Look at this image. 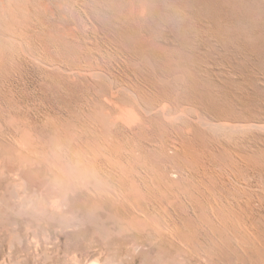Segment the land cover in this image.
<instances>
[{"label": "rangeland", "instance_id": "rangeland-1", "mask_svg": "<svg viewBox=\"0 0 264 264\" xmlns=\"http://www.w3.org/2000/svg\"><path fill=\"white\" fill-rule=\"evenodd\" d=\"M8 1L19 7L17 8L19 11L21 10L23 16L18 13L19 19L22 17L24 20L28 19L26 28L30 31L27 30V34L29 41L33 39L30 44L34 46L29 45V52L37 48L35 51H39L38 54L43 55L44 51L48 53L46 55L51 60L57 61L61 56L67 61L70 54L72 57V51H69L71 47L59 38L65 31L60 35L59 32L63 28L67 31L73 27L81 31L87 20L91 22L94 20L112 30L119 27L116 32L121 34L126 30L128 34L123 33L124 36L127 34L130 37L132 34L134 39L152 38L151 36L156 34L157 37L154 35L153 37L157 41L159 38L160 41L152 39L156 41L154 43L157 53L162 47L165 48V53L170 54V57L166 54V59L169 58L170 63L176 67L179 66L181 70L183 68L182 71L185 73L182 80L173 87L185 86L178 89V86L172 88L178 90L183 96L182 99L187 100L188 103L198 107L205 103V106L202 104L201 111L205 109L203 113H206L205 117L210 125H224L225 129L221 133L210 129L196 143L204 146L208 155H211L208 157L207 166H210L212 171H193L195 173L188 171L189 174H184L186 171H138V173L142 172L141 175L146 173L145 176L148 175V178L153 177L154 182L158 184L162 181L159 184L161 190H158L163 194V197L160 196L159 207H149L148 203L145 207V209L148 208L146 213V210H143L145 204L140 208L136 205L132 215L121 218L115 214L109 215L107 212L99 213L100 211L90 208L81 195L62 194L59 186L51 181L47 171H31L27 158L32 147V140H35L37 135L40 140L53 141V120L61 119L63 109L66 110L63 111V115H67V111H73L72 108L79 102L78 96L82 93L80 89H83V85H70L66 80L58 78L59 76L55 73H51L49 77L42 76L33 64L25 63L22 66L18 62L9 75L11 79H7L9 76L2 79L7 82L3 81L5 83L2 85L5 86L0 91L2 100H0V142L3 140V144L0 143V264H91L92 262L98 264H249L253 258L255 259L257 253L258 255L263 253L262 257H256L257 260L263 259L264 0H64V3L62 0H23L24 3L22 0ZM67 13L69 16L66 15ZM53 16L60 17L53 18ZM112 18L115 20L113 21ZM106 23L113 24L115 27L105 25ZM159 42L161 45L158 44ZM33 48L35 49L31 50ZM163 55H160L161 58ZM188 75H192L193 79L191 77L189 79ZM200 77L204 78L201 80ZM198 94H200L199 99ZM203 97L206 100H200ZM170 123L171 126H168ZM170 123H162L165 125L162 127L163 132L165 131V134L162 133V138L168 144L174 140L177 141L181 133L178 128L187 126L186 120H174ZM178 124L180 127L177 128ZM167 126L169 130L166 129ZM231 127L236 130H231ZM171 129L176 130L170 131ZM197 131L198 129L194 133L197 134ZM170 134L174 135V138ZM81 175L83 181L90 182V185L94 184L95 178L92 174L82 173ZM186 175L190 180L194 177L192 180L196 181L192 183L185 178ZM166 178L172 179L173 191L165 184ZM209 190L213 192L211 191L210 194ZM243 208H246L245 211L248 210L246 216ZM228 210L231 211L228 212ZM235 210L236 213L238 211L242 213V216H245L244 220L246 219L245 224L241 221L243 223L239 229L234 228L236 225L230 213L233 211L232 215H235ZM228 214L232 221L229 220ZM242 216L240 215L241 220H243ZM222 217L227 218L226 223ZM133 218L135 221L131 222ZM184 225L187 229L183 228ZM252 227L255 228L252 229ZM244 230L248 234L250 231V234H245ZM251 231L253 234L258 233L255 236L251 234ZM251 235L256 239L253 240ZM243 243L246 249L241 247ZM256 243L258 246L262 244L258 247ZM251 249L256 251L255 255L254 252L250 254L248 250L251 251ZM247 255L255 257L250 259L251 256ZM245 256L248 261L250 260L249 262ZM261 260L259 262L264 264Z\"/></svg>", "mask_w": 264, "mask_h": 264}, {"label": "bare ground", "instance_id": "bare-ground-1", "mask_svg": "<svg viewBox=\"0 0 264 264\" xmlns=\"http://www.w3.org/2000/svg\"><path fill=\"white\" fill-rule=\"evenodd\" d=\"M24 1H23V3H24ZM62 2L64 3V0H62ZM87 5H89V4H87ZM81 7H82V5H81ZM89 7H91V6L89 5ZM17 8L19 9V7H16V5H14L13 3H10L8 0H0V91H1V88H3V86H5V85H2L3 81H6V80L2 81V79H4L5 76L8 77L10 75V73L13 71L15 65H17L18 62H20V65H22V66L25 63L26 64L29 63V65L33 64V66H35L39 70V72L42 74V76L45 75V77L46 76L49 77V75L51 73L52 74L55 73L59 76L58 78L66 80L67 82H69L70 85L71 84L72 85L80 84V86H81V84L83 85V89L80 87L81 88L80 90L82 93L80 96H78V97H80V99L77 98V99H79V102L77 103V105L74 108H72L73 111H71L70 109H67V110H70L71 112L67 111L66 112L67 115H63V111L65 110V109H63L61 115L57 114V115L61 116V119L60 120H57V119L53 120V125H52L53 141L48 142V141H51L48 139H47L48 141H46V140L43 141V140H40L39 138H37L38 135L37 136L35 135L36 139L32 140L33 142L31 144L32 145L31 150L27 154L28 161L30 162V165H31V171H47L51 177V181H53V183L55 185L57 184V186H59L58 187L60 189L59 191L62 194H64V195L73 194L74 196H76L75 194L81 195V198H83L85 203L90 208H92L96 211L98 210V212L100 211L99 213H101V211L104 213L107 212L109 215L115 214L116 216H119L121 218L123 216L127 217V216L132 215L133 211L135 210L134 207L136 205L140 208L142 205L145 204L143 206L144 207L143 210H146V213L148 211L147 210L148 208L145 209V207L148 205V203L150 205L149 207H151V206L156 207V206H158V203L161 205L160 196L163 197L162 196L163 194H162V191H161V193H159V191L161 190L159 188V186H160L159 184L162 181H160V179H159L160 183L158 184L157 182H154V180L152 179L153 177L149 176L151 178H148V175H147V177L145 176L146 173L141 175L142 172L138 173V171H186L184 174H189V173H192L193 171H210L211 170L209 168L210 166H207L208 157H210L211 155L210 156L208 155V152L206 151L204 146H201L200 144H196V143H198V140H201V138H203L204 135L207 134L206 131L213 129L212 130L213 132L217 131L218 133H221L222 130L225 129V126L224 125L218 126V125H214V124L210 125V123L208 122V119L205 117L206 113H203L205 109H202L203 111H201V108H202L201 106L203 104L202 102H201L202 104L200 103L201 106L198 104L200 107V109H199L198 106H196L190 102L188 103V102H186L187 100L185 101L184 99H182L183 96H181L179 94L178 90L173 89V88L178 86L177 85V86L173 87V85H176V83L179 80H182L185 73L182 71L183 68L181 70L180 68H178L179 66L176 67V65L175 66L172 65V63H170L171 60L170 61L168 60L169 58L166 59L167 58L166 54H168L169 52L165 53V48H163L161 46L162 47L161 50H163L164 52L159 50L161 53L162 52L163 53L162 54H160V52L157 53V50H156L157 48L155 47V43H154V41L156 39L153 37L154 34L152 36L151 35L150 36L152 38H154L155 40L152 38H149V37H144V38L139 39L137 36L138 34L136 35L138 39H134L133 38L134 36L132 37V34L130 36L132 38L127 36L128 33L125 32L126 30L122 31L123 33H127V34H125L126 36H124L123 33L119 34L118 32H116L119 27L117 26L118 27L117 29L113 28L116 26V24L114 22H112V23H114L115 26H113V24L110 25V23L105 24V25L108 24L109 26H113L112 27L113 30H112V29L108 28V26H103V25H101V23H98L94 20H93V22H91V21H88L86 19L87 23H85V25L81 28V31H79L80 29L79 30L73 29L74 28L73 27V28H69V30H67V31L64 30V28H63V30L59 32V35H60L61 32L65 31L64 33H61V37H59V38H60V40L63 39L66 42V44H68L71 47L72 50L70 49L69 51H72V57L70 56L71 54L70 55L68 54L70 58L67 61L61 56L56 61V59L55 60L49 59L47 57L48 53L44 52L43 50H42L43 55L38 54L39 51H37L38 53L35 51L37 49L36 47H35L36 49L35 48L31 49V50L35 49L34 51H31V53L29 52V45H32V44H30V42H32L33 39L31 38V41H29V35L27 34V30L30 31L28 28H26L28 26V21H27L28 19H25V20L22 19L24 17L19 19L20 15L18 17V13H21V15H22V12H20L21 10L19 11ZM53 8H55V7H53ZM55 9H57V8H55ZM25 11H23V12H25ZM103 11H105V10H103ZM117 11H118V9H117ZM55 12H56V10H55ZM55 12H54V14H55ZM90 13H91V11H90ZM48 14H49V12H48ZM66 15H68V13ZM120 16L123 17V15H120ZM55 17L53 16V18H55ZM59 17H56V18H59ZM106 17H108V16H106ZM64 18H67V17H64ZM112 19H113V21L115 20L114 18H112ZM117 19L120 20V18H116V20ZM68 20H69V18H68ZM130 20H131V18H130ZM65 21H67V20H65ZM108 21H110V20H108ZM61 22H62V20H61ZM84 22H86V21H84ZM62 23H64V22H62ZM67 23H68V21H67ZM116 23H118V22H116ZM62 25H64V24H62ZM133 29H134V27H133ZM152 29H154V28H152ZM134 30H136V29H134ZM44 31H46V30H44ZM188 32H190V31H188ZM129 33H131V32L129 31ZM197 33H198V31H197ZM157 34H158V32H157ZM154 36H156V34ZM161 37H162V35H161ZM158 41H160L159 38H158ZM165 42H167V41H165ZM158 44L161 45L160 42ZM32 47H34V46L32 45ZM167 47H169V46H167ZM66 51H68V49ZM40 52H41V49H40ZM47 52H48V50H47ZM51 52H53V51H51ZM203 53H204V51H203ZM206 53H207V51H206ZM158 54H160V55L164 54L162 56L164 59L161 58V56ZM168 55L170 57V54H168ZM183 56H185V55H183ZM66 57H68V56H66ZM200 57H201V55H200ZM180 58H181V56H180ZM185 60H186V58H185ZM175 63L178 65L177 61H175ZM206 65H207V63H206ZM187 66H190V65H187ZM187 66H186V68H187ZM34 70H36V69L34 68ZM20 72H22V71H20ZM188 72H186V73H188ZM191 76L192 75H190V76L188 75V78ZM48 77H47V79H48ZM205 77H207V76H205ZM194 78H195V76H194ZM198 78H196V79H198ZM203 78L204 77H202V79ZM7 79H11L10 76ZM191 79H193V77H191ZM200 79H201V77H200ZM206 80H207V78H206ZM45 81H46V78H45ZM190 82H192V81H190ZM206 82H208V80ZM179 84L181 85V83H179ZM183 86H185V85H183ZM183 86H178L177 89L179 87L183 88ZM208 86H209V83H208ZM204 87H206V86L204 85ZM78 88H79V86H78ZM180 90L181 89H179V91ZM197 90H199V88ZM2 91H4V89ZM202 92H204V91H202ZM0 95H1V92H0ZM199 95L200 94H198V96H197L198 99H199ZM202 96H204V94ZM1 97H3V95ZM197 97H196V99H197ZM186 99H187V97H186ZM198 99H197V101H198ZM188 100L190 101L191 99H188ZM200 100L203 101L206 99H205V97H203V99H200ZM204 104H203V106H205ZM48 109H49V107H48ZM198 110H200V112ZM50 111H53V110H50ZM206 111H207V109H206ZM60 112H61V110H60ZM58 113H59V111H58ZM193 113H196V114L194 115ZM192 114H193V116H192ZM42 115L45 116L44 114H42ZM60 116H58V117H60ZM45 118H47V117H45ZM174 120H186L187 126L186 127L183 126V128L181 129L179 124H178V126L176 125L177 128L180 127L178 129L181 130V133L178 136L177 141L174 140V142H171L170 144H168L162 138V136H163L162 133L165 132V131L163 132V128H162L165 125H162V123L165 124V122H166V124H167V123L173 122ZM50 121L48 123H50ZM168 126H171V123ZM168 126L166 127V129H168ZM196 129H198L197 134L194 133V132H196ZM173 130L174 129H171L170 131H173ZM231 130L234 131L236 129L231 127ZM199 131H200V133H202L201 135H198V134H200V133H198ZM242 131L245 133L244 130H242ZM168 133H166V134L168 135ZM204 133H206V134H204ZM35 134H37V132ZM4 135H6V134H4ZM170 136H172V134H170ZM207 137H208V135H207ZM164 138L167 139L166 137H164ZM202 141H204V140H202ZM2 144H3V142H2ZM202 145H204V144H202ZM208 145H210V144L208 143ZM20 147L22 148V146H20ZM211 151L214 152L212 149H211ZM224 152H225V150H224ZM19 155H21V154H19ZM233 157L235 158V156H233ZM261 159H262V156H261ZM228 165H230V163H228ZM246 167H248V166H246ZM248 169H253V168H248ZM134 171H136V172H134ZM188 171H189V173H187ZM190 171H192V172H190ZM82 173L92 174V176L95 178L94 184L90 185V182L83 181L84 179L82 180V178H83L81 175ZM193 173H195V172H193ZM204 173H206V172H204ZM162 176H163V174H162ZM193 176H194V174H193ZM193 176H190V177L192 178ZM210 176H211V172H210ZM47 177H49V176H47ZM164 177H166V176L164 175ZM194 177L192 179H194ZM94 178H92V179H94ZM159 178H161L163 180L162 177H159ZM185 178L186 179L188 178L187 175ZM204 178H205V176H204ZM166 179H167L166 182H168V183H166L165 181L164 182L171 189L173 187V186H171L173 181H171L172 179L171 180L168 178H166ZM192 179L190 180L188 178V180L192 181V183L194 181H196V180H192ZM225 179H227V178H225ZM212 182H210V183H212ZM216 182H218V181H216ZM188 183L192 184L191 182H188ZM210 183H209V185H210ZM189 184H188V186H189ZM226 184L227 183H225V185ZM162 187L164 188V185ZM177 189L180 190L179 188H177ZM171 191H173V190L171 189ZM211 191H210V194H211ZM215 191H217V190H215ZM165 193H166V191H165ZM235 196H236V194H235ZM235 196H233V197H235ZM171 197H172V195H171ZM223 197H221V198H223ZM76 198H78V197H76ZM175 198H176V196H175ZM248 199H250V198L248 197ZM161 201H162V198H161ZM185 202L187 203V201H185ZM205 202H207V201H205ZM210 202L212 203V201H210ZM194 204L196 205V203H194ZM223 204H224V202H223ZM234 204H236V203H234ZM59 207H57V208H59ZM153 207L151 208V210L153 209ZM154 209H156V208H154ZM237 209H238V207H237ZM245 209L243 208L244 211H245ZM226 210H227V208H226ZM214 211H216V210H214ZM229 211H231V210H228V212ZM246 211H248V210H246ZM246 211L244 212L245 216H246ZM238 212L236 213V210H235V213H236L235 215H232L233 211L230 212L231 217L234 219V223L236 225V226L232 225V226H234V228L236 227L235 229H239V227L242 226L241 223L244 222L243 224H245V222H246V219L244 220V218H243L245 216H242L243 214L242 213L240 214V212L239 213ZM217 213H218V211H217ZM252 213L254 214V212H251V213L249 212V214H252ZM238 214H240L242 216L243 220H241V217ZM212 215H213V213H212ZM228 215H229L228 216L229 220L232 221V219H230V214H228ZM225 217H227V216H225ZM225 217H222V218L225 219ZM181 218H183V217H181ZM196 219H197V217H196ZM219 219L222 220L221 218H219ZM226 219L224 221L225 223H226ZM132 221H135L134 218H133V220H131V222ZM241 221H243V222H241ZM201 222H199L200 225H201ZM227 222H228V220H227ZM148 223L149 222H147V224ZM186 225L188 226V224H186ZM154 226L155 225H153V227ZM184 227H186V226L184 225L183 228ZM245 227L249 228L248 226H245ZM254 228L252 227V229H254ZM186 229H187V227H186ZM222 229L224 230V228H222ZM155 230H153V231H155ZM167 230H169V229H167ZM172 230L173 229H171V231ZM237 231H239V230H237ZM245 231L246 230H244L243 232L245 233ZM248 232L250 234V231H248ZM176 233H178V232H176ZM182 233H183V231H182ZM257 233L253 234L251 231V234H253L255 236L257 235ZM173 234H175V233H173ZM243 235H241V236H243ZM253 235H251V236L253 237ZM254 237H253V240L256 239V238L254 239ZM257 237H259V236H257ZM233 239H235V238H233ZM253 240H250V241L253 242ZM242 241H240V243ZM251 242H250V244H251ZM257 242H259V241L257 240ZM256 244L258 246V243H256ZM261 244H259L258 247H260ZM244 245L245 244L243 243V245L241 247H244ZM244 248L246 249V247H244ZM252 249H251V251L248 250L250 252V254H251V252L252 253L254 252ZM244 252H243V255H245ZM255 252L253 253L254 255L256 254ZM258 254L259 253L256 254V257L257 256L262 257V255H263V253L261 255H258ZM254 255H247V256H251V257H249L251 259ZM247 256H245V258H247ZM256 257H255L256 261L253 258V260H252L253 263L251 261L249 264H251V263L256 264L257 262L260 263L259 261L262 258L260 260L258 258V260H257ZM243 258H244V256H243ZM262 260H261V262H264V258ZM247 261H248V258H247ZM91 264H98V263L92 262ZM260 264H263V263H260Z\"/></svg>", "mask_w": 264, "mask_h": 264}]
</instances>
